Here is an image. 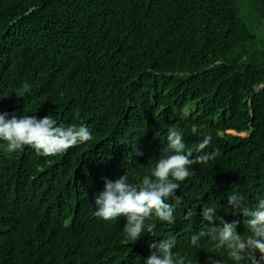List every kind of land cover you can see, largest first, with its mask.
<instances>
[{"label":"trees","instance_id":"16d2710c","mask_svg":"<svg viewBox=\"0 0 264 264\" xmlns=\"http://www.w3.org/2000/svg\"><path fill=\"white\" fill-rule=\"evenodd\" d=\"M30 79L31 93L22 86ZM262 86L264 0H0V102L46 110L62 122L80 118L94 130L90 143L53 158L54 169L42 162L0 169V264L146 260L153 252L146 254L147 232L140 246L105 257L82 231L76 237L63 224L85 200L81 226L99 219L92 202L102 190L94 191L100 167L93 163L115 143L123 141L115 146L122 172L141 181L170 128L182 133L187 149L210 136L205 151L217 154L190 166L176 192L180 203L169 200L173 224L146 220L156 225L154 243L163 234L176 237V264H205L213 255L233 264L207 237L199 249L189 244L205 230L199 214L208 203L225 221H239L237 231L246 235L244 218L219 208L232 191L249 206L264 196V89L256 93ZM32 95L51 108L36 107Z\"/></svg>","mask_w":264,"mask_h":264},{"label":"clouds","instance_id":"9594fccd","mask_svg":"<svg viewBox=\"0 0 264 264\" xmlns=\"http://www.w3.org/2000/svg\"><path fill=\"white\" fill-rule=\"evenodd\" d=\"M30 85L31 79L22 86L31 93ZM263 89L264 86L259 87L256 93ZM72 92L74 90L71 89L69 93ZM32 103L42 109L52 106L50 102L35 99L33 95ZM54 105L58 106V103L55 101ZM93 131L80 124V118L62 122L56 120L49 111L22 110L15 106L11 99L2 101L0 169H30L39 162L51 165L54 169L56 161L53 158H64L74 149L90 143L88 141L92 139ZM228 133L242 137L249 135H239L234 131ZM122 142L115 143L93 163L100 167L94 175V191L98 188L102 190L93 194L92 202L95 209L93 214L99 219L81 226L79 220L86 207L85 200L74 208L76 214L64 222L63 226L74 228L72 234L76 237L82 231L87 237V245L105 257L123 247L140 246L138 241L147 232L152 240L146 243V248L150 247L146 254L153 252L146 260L140 259L136 264H176V237L163 234L158 242L154 243L157 241L156 225H146L145 222L150 219L169 225L175 222V205L169 203V200L174 198L176 203H180L176 192L191 175V165L205 164L216 156V152L205 151L211 137L205 135L195 147L187 149L182 133L170 128L166 135V145L161 149L159 158L154 159L150 175L143 176L141 181H138L137 177L132 178L128 171L122 172L119 158L121 149L115 148ZM225 201L219 211L222 210L226 216L238 213L244 218L246 235L238 233L239 221H225L217 215L218 207L208 203L200 205L199 217L205 230L192 235L189 246L199 249V241L207 237L213 250L221 254L226 253L233 264H264V196H258L254 206H249L244 203L240 192L232 191L225 197ZM192 215L191 211L187 212L185 219L190 221ZM112 220L118 224L116 227L108 222ZM205 264H220V261L213 255L206 258Z\"/></svg>","mask_w":264,"mask_h":264},{"label":"rangeland","instance_id":"374dc122","mask_svg":"<svg viewBox=\"0 0 264 264\" xmlns=\"http://www.w3.org/2000/svg\"><path fill=\"white\" fill-rule=\"evenodd\" d=\"M189 112H191V111H189ZM189 112H188V113H189Z\"/></svg>","mask_w":264,"mask_h":264}]
</instances>
